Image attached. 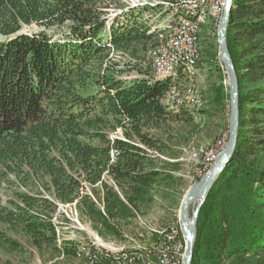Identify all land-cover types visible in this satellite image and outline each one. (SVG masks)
<instances>
[{"label": "trees", "instance_id": "obj_1", "mask_svg": "<svg viewBox=\"0 0 264 264\" xmlns=\"http://www.w3.org/2000/svg\"><path fill=\"white\" fill-rule=\"evenodd\" d=\"M115 2L0 0V180L15 188L0 199V264H28L27 251L75 258L72 243L57 241L59 204L74 206L98 236L123 240L180 169L173 143L194 130V116L163 101L180 72L151 79L144 54L157 33L144 8L109 19ZM232 5L237 137L199 210L191 264H264V0ZM111 53L138 61L116 70ZM224 78L208 97L229 112Z\"/></svg>", "mask_w": 264, "mask_h": 264}, {"label": "rangeland", "instance_id": "obj_2", "mask_svg": "<svg viewBox=\"0 0 264 264\" xmlns=\"http://www.w3.org/2000/svg\"><path fill=\"white\" fill-rule=\"evenodd\" d=\"M115 1L116 6L108 10L107 16L109 19H113L121 11L129 8L135 10L144 8L142 14L148 26V32L157 33L158 44L151 50L148 49L144 54L147 61L143 63V67L149 69L151 79L170 75L173 81L177 72H180L181 76L179 77L181 78L178 77V80H176L178 82L170 87L163 101L171 111L180 107L190 110L193 113V122L196 127L192 130L190 126H187L183 131H180L183 137H186L185 141L178 140V138L174 140L173 148L178 157L177 161L181 164L180 169L173 172L174 182L172 186H166L160 190V193L156 194V200L145 217L140 216L131 225L125 227L123 240L104 239L98 236L87 221L78 215L74 206L59 204L53 218L55 227L58 228L59 237L57 241L59 243L61 240L63 242L69 241L76 249L77 246L85 244L92 246V248L97 245L104 250L111 248L140 250L154 246L158 235L160 239L162 233L173 225L178 230V237L186 246L180 223V208L183 198L187 190L197 183L214 165L229 136V112L227 109L215 110L208 97L211 87L218 83V75L225 77L223 83L229 95L227 69L219 53L218 45V28L223 6L222 10L216 13L208 6L207 0H203L202 3L198 0ZM222 1L224 5V0ZM190 9H195L193 10L195 18L192 19L194 22H192L190 28H185L181 26L182 15L190 14ZM35 29V26H31L25 27L23 31ZM177 35H181L182 38L179 39ZM1 38L2 36H0ZM182 40L183 46L176 47L182 45ZM168 47L173 48L176 55L189 54L193 63L185 65L184 62H177L174 68L168 72L156 75L153 69V59L165 52ZM207 50L217 54L214 58L209 59ZM110 57L111 63H115L112 67L116 70L125 67L127 62L134 65L138 61L127 55L111 53ZM137 75L136 70H133L124 72L122 78L129 80ZM227 108L229 109V104H227ZM223 134L225 138L224 145L222 147L217 146L216 144L223 137ZM211 149L213 150V156H208ZM163 157L165 160L170 159L168 156ZM14 189L13 186L9 188V184L0 180L1 201L5 203L7 199L13 198L12 192ZM196 205L197 203L189 205L190 217ZM24 257L28 259V264H85L76 257L63 259L60 257L59 259L49 260L46 257H40L35 251H27Z\"/></svg>", "mask_w": 264, "mask_h": 264}, {"label": "water", "instance_id": "obj_3", "mask_svg": "<svg viewBox=\"0 0 264 264\" xmlns=\"http://www.w3.org/2000/svg\"><path fill=\"white\" fill-rule=\"evenodd\" d=\"M232 9V0H224L222 17L218 28L219 53L226 65L229 83V136L224 149L217 157L214 165L197 183L187 190L183 198L180 208V223L185 237L186 246L182 264H191L193 244L196 234L197 215L217 176L222 172L230 160L236 143L238 125L237 76L226 44L227 24ZM195 199L199 200L189 220V205Z\"/></svg>", "mask_w": 264, "mask_h": 264}, {"label": "bare ground", "instance_id": "obj_4", "mask_svg": "<svg viewBox=\"0 0 264 264\" xmlns=\"http://www.w3.org/2000/svg\"><path fill=\"white\" fill-rule=\"evenodd\" d=\"M198 2L202 3L204 1L198 0ZM207 2L209 3L208 6L212 9L213 12L217 13L220 10L219 9L220 0H207ZM196 6L197 5L195 4V7ZM190 8H194V7H190ZM190 10H191L190 14L182 15L183 17L181 20V26L185 28H190L192 22H194L192 19L195 18V15L193 13V10L195 9H190ZM186 22L189 24H187ZM177 37L179 39L182 38L181 35H177ZM177 62H184L185 65H187L188 63H193L189 54L176 55L173 51V48L168 47V49L165 52H163L162 54L158 55V57H155L153 59L154 72L156 73V75L168 72L170 69L174 68ZM165 63H166V71H160L159 73V65H165ZM198 200L199 199H195L190 204L198 203ZM189 220H190V216H189ZM57 230L58 228H56V231ZM173 230L174 231L172 235H166L167 231H171V227L162 233L160 239L158 235V238L156 239L155 241L156 243H154V246H150L148 248H142L140 250L138 249L122 250L120 248H113L115 249L113 250L111 248L108 250H104L97 245L94 246V248H92V246H87L85 244H82L77 246L75 257L78 260L83 261V263L85 264H97V263L99 264H169V258H167V251H160L158 253L157 248H162L165 241L166 243H173V240H175L174 248L172 249V253H171V263L182 264L184 258L185 246L183 245L181 239L178 237L179 235L177 233L178 230L176 229V227H173ZM57 236L59 237L58 232H57Z\"/></svg>", "mask_w": 264, "mask_h": 264}, {"label": "built area", "instance_id": "obj_5", "mask_svg": "<svg viewBox=\"0 0 264 264\" xmlns=\"http://www.w3.org/2000/svg\"><path fill=\"white\" fill-rule=\"evenodd\" d=\"M200 1H202V0H200ZM222 6H223V1L220 0V6H219L220 11L222 10ZM187 24H189V23H187ZM183 38H184V36H183ZM182 46H183V40H182V45L181 46H176V47H182ZM160 71H166V63H165V65H159V73H160ZM224 141H225V139H224V134H223V137L218 140V144H216V145L222 147L224 145ZM211 155L213 156V150L212 149L208 153V156H211ZM173 231L174 230H173V225H172L171 226V231H167L166 235H172ZM174 242H175V240H173V243H166V241H165V243L162 246V248H157V252L158 253L160 251H167V258H169V264H172L171 263V253H172V249L174 248Z\"/></svg>", "mask_w": 264, "mask_h": 264}]
</instances>
